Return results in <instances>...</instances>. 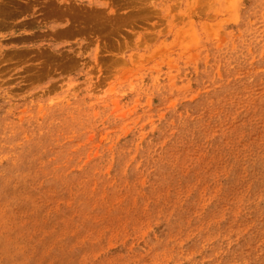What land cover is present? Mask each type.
<instances>
[{"label":"rangeland","instance_id":"obj_1","mask_svg":"<svg viewBox=\"0 0 264 264\" xmlns=\"http://www.w3.org/2000/svg\"><path fill=\"white\" fill-rule=\"evenodd\" d=\"M0 264H264V0H0Z\"/></svg>","mask_w":264,"mask_h":264},{"label":"bare ground","instance_id":"obj_2","mask_svg":"<svg viewBox=\"0 0 264 264\" xmlns=\"http://www.w3.org/2000/svg\"><path fill=\"white\" fill-rule=\"evenodd\" d=\"M86 18H87V17H86ZM86 18H85V19H86Z\"/></svg>","mask_w":264,"mask_h":264}]
</instances>
